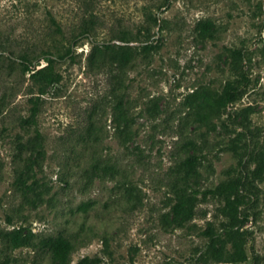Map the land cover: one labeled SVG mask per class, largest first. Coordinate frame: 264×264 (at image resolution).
I'll return each mask as SVG.
<instances>
[{"label": "rangeland", "instance_id": "374dc122", "mask_svg": "<svg viewBox=\"0 0 264 264\" xmlns=\"http://www.w3.org/2000/svg\"><path fill=\"white\" fill-rule=\"evenodd\" d=\"M85 20L91 37L72 45ZM70 45L39 94L18 55L44 65ZM234 79L239 97L218 106ZM238 178L252 197L247 257L215 261L231 251L225 197L202 191ZM18 228L28 242L12 247ZM59 235L66 263L49 245ZM92 260L264 264V0H0V264Z\"/></svg>", "mask_w": 264, "mask_h": 264}, {"label": "trees", "instance_id": "16d2710c", "mask_svg": "<svg viewBox=\"0 0 264 264\" xmlns=\"http://www.w3.org/2000/svg\"><path fill=\"white\" fill-rule=\"evenodd\" d=\"M155 24H158V17L153 18ZM161 26L159 27V29ZM91 29L89 21L85 20L80 26L79 31L73 35L71 44H76V41L84 36L91 37ZM150 34L146 35V40L137 37L139 42H144L141 47L145 50L152 49L154 44L149 40ZM123 42H129L131 39L126 35L120 36ZM106 48L110 47V43L105 41L101 43ZM13 54V53H12ZM72 54L71 45L68 46L64 51L53 53L51 51H44L41 57L46 60L44 65H40L38 58L29 56L27 53H22L18 55V59L22 66L24 72H29L30 76L38 83V92L42 94L46 91V88L58 83L61 79V74L56 69V62L62 60L63 58ZM12 57V55H10ZM126 53H123L122 59L126 60ZM243 82L241 79L229 80L225 83L222 91L220 93L214 94L213 99L218 106H227L228 104L234 102L240 95L241 86ZM39 95L33 98V104L31 106V118L27 119L28 123H35V116L39 110ZM184 177H187L190 173L195 174L197 172V156L189 155L182 160ZM204 195L210 194L212 196H224L225 204L223 211L227 215L228 222L224 227L223 231V241L229 242L231 246V251L224 250V245L215 253H209L215 261L232 262V261H242L246 259L247 254L245 251V244L249 241L250 235L249 231L244 228L240 229L242 224H244L252 216V212L246 207L252 201L251 195H249L247 186L244 181L240 178L237 180H230L224 182L217 187L207 188L202 191ZM211 228L208 227L207 233L209 234ZM10 242L12 247H19L27 244L26 235L23 233L22 229L18 228L11 232ZM53 254L58 257L63 263L69 260V253L71 250L70 242L65 239L62 235H59L51 240L49 243ZM250 248L252 249V244L250 243ZM87 258L82 259V262H86ZM96 261L92 260L87 264H94Z\"/></svg>", "mask_w": 264, "mask_h": 264}]
</instances>
